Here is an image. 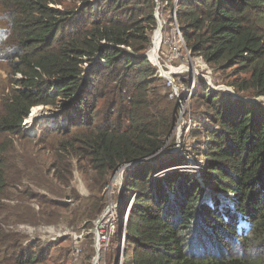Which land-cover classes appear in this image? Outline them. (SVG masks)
Listing matches in <instances>:
<instances>
[{
    "label": "trees",
    "instance_id": "obj_1",
    "mask_svg": "<svg viewBox=\"0 0 264 264\" xmlns=\"http://www.w3.org/2000/svg\"><path fill=\"white\" fill-rule=\"evenodd\" d=\"M93 1L0 0V59L11 84L0 103V264H55L53 246L22 243L1 224L3 200L14 191L28 206L18 212L35 222L84 224L91 232L107 208L95 192L102 194L122 166L130 171L121 224L136 194L123 264H264V102L234 99L198 79L188 117L194 124L200 118L192 154L205 161V187L191 172L166 173L187 159L167 152L169 162L160 163L180 104L145 57L154 51L156 0ZM159 1L167 5L164 16L173 11L176 0ZM177 6L191 57L238 96L264 98V0ZM40 107L61 109L60 119L29 138L24 122ZM49 141L45 154L39 146ZM32 146L38 154L26 152ZM15 172L28 183L20 190ZM77 172L88 199L70 189ZM37 180L47 182L48 194L32 186ZM227 196L232 205L223 202ZM88 238L94 245V235Z\"/></svg>",
    "mask_w": 264,
    "mask_h": 264
},
{
    "label": "rangeland",
    "instance_id": "obj_2",
    "mask_svg": "<svg viewBox=\"0 0 264 264\" xmlns=\"http://www.w3.org/2000/svg\"><path fill=\"white\" fill-rule=\"evenodd\" d=\"M98 1V0H97ZM97 1H93L94 3H97ZM166 5V4H165ZM175 8V6H174ZM1 5H0V28H3V12L1 11ZM172 12L167 11L165 13V17L168 18V24L171 27L172 19H171ZM180 43H177V56L173 57L171 59V62H167L165 65L166 59H164V65L167 67V71H171L172 68H178L180 65H185L190 69H193L194 67L197 68V70H200V67L204 66L198 59H193L190 55L187 54V50L183 49V52L181 51V48L178 46ZM173 46V48L175 47ZM162 47V46H161ZM152 49V48H151ZM151 51V50H150ZM163 62V61H162ZM211 75L207 76L205 73H201V78L208 87L210 86H223L224 91L231 95L234 99H239L242 101H245L247 103H255V102H264V98H258V99H245L236 94L233 88L228 87L223 79L217 74V72L214 69H211ZM181 78L185 77L184 80L182 79V83H186V85H191V83L187 82L190 77L189 73H185L180 75ZM206 77V78H205ZM173 78L175 81L180 85V79L179 75H173ZM211 80V83H210ZM165 83L168 86V83L165 81ZM185 85V84H184ZM185 85V86H186ZM10 77L8 73V66L5 62H3L0 59V103L2 100V97L9 92L10 88ZM228 91V92H227ZM230 92V93H229ZM234 94H233V93ZM35 110H38V115L34 116L33 112ZM61 109L54 110L52 108H35L32 110L31 116L24 122V131L25 134L29 138H35L39 132L40 128L42 127H56L57 124L55 121L60 119L61 115ZM181 110L179 111L180 114ZM34 117V118H33ZM180 117V116H179ZM179 120V118H178ZM199 116H195L193 118V121L195 122L194 126L191 127L188 130L189 124L184 126L182 129H180V126H183L185 123L183 121H177L176 128L174 130L173 136L169 138V140L166 143V146L164 150L161 152L162 155L165 153H170L171 156H182L186 158V166L181 169L182 172H191L193 176L197 180H201V183L205 187V183L203 182V176L204 173L202 171L203 169V163L205 162L203 158L196 157L192 154L193 147L195 146L196 142L192 141L191 134L192 129L196 128L198 124L196 123L199 121ZM180 122V124L178 123ZM176 143L173 145V143ZM52 141H49L45 145H40L42 151H45L48 149L50 150V145H52ZM16 147H18V143L15 144ZM31 150L32 153L38 154L39 149L36 147L26 148V152H29ZM46 154V153H45ZM167 157L164 155L160 159L162 162L167 164L169 162V159H166ZM29 165H31V162H28ZM175 168L168 169L167 171L174 170ZM178 172V171H175ZM120 173H115V175L112 177V180L106 190L101 194L99 191L95 192L96 196H100L103 200H105V203L107 204L106 207L110 205V203H113L114 201L118 200L119 194H120V184H121V178L118 175ZM125 181V177H124ZM13 183L14 186L18 188V190L22 189L24 186H26L28 183L24 182L23 176L20 172H15L13 175ZM32 186L36 190L40 189V192L42 194H48V185L47 182L44 183L41 180L33 181ZM114 186V188H113ZM59 188L63 189V187L58 186ZM71 190H75L76 194H78L83 199H88L90 197V192L87 189V184L84 182L82 176L77 172L74 175V180L70 187ZM124 190V189H123ZM121 191V194L123 192ZM53 191L57 193L58 191L53 188ZM229 198H232L230 196H227L226 198H223V202L227 203L228 205H232L231 200H228ZM127 201L130 199V195L128 194L126 197ZM3 203L7 204L6 210L4 211V214L6 215L3 219L1 224L5 227L7 231L14 234L18 238H21L22 243L28 244L31 241L39 240L43 247L46 246H53L52 251V258L51 260L55 261V264H119V257H120V249H121V230H122V224L119 223L117 230V236L114 235L112 237V242L110 244L109 249H106L104 247L102 258H97L98 254L96 253V250L94 248V245H92L91 239L88 238L89 235L92 233V231L85 230V227L81 224L76 225H69L65 223H60L59 221H55L54 223H50V225L42 223H37L32 219L27 213H19L18 208L21 206L28 207L26 205L25 198L22 194H20L18 191H14V197L12 200H3ZM63 203H71L72 206L76 205V202H72V200H63ZM36 205L35 202L31 204ZM37 206V205H36ZM71 213H69L70 215ZM23 221H29L23 222ZM75 227V228H74ZM90 230V229H89ZM116 230V231H117ZM120 231V234H119ZM91 237V236H90Z\"/></svg>",
    "mask_w": 264,
    "mask_h": 264
},
{
    "label": "built area",
    "instance_id": "obj_3",
    "mask_svg": "<svg viewBox=\"0 0 264 264\" xmlns=\"http://www.w3.org/2000/svg\"><path fill=\"white\" fill-rule=\"evenodd\" d=\"M156 3H157V7L155 11V18L157 20V25L158 23H160L162 26V29L160 31V33L162 34L161 36L162 37L161 38L162 47L160 48V52L162 50V53L160 55V52H159L158 60L156 62H153V64L157 67V76L159 78L164 79V81L168 83V87L170 88V91H169L170 99L176 100L180 104L181 112L179 114L180 117H178L179 118L178 121H183L185 123L183 126H180V129H182L184 126L189 124V126L187 127L189 130L191 127L194 126V123H192L191 119L189 120L188 116H190L191 114V100L194 95L197 80L203 78L201 73H205L207 76H210L211 70H210V67L205 62L198 59L204 66L202 67V69L200 67V70H197V68L194 67L195 79L192 80L191 78H189L187 81L191 83V85L188 86L186 85V83H184L186 85L185 86L182 83V79L184 80L185 77L181 78L180 76L185 73L190 74V70L189 71L183 70V71L173 74L175 76L177 75V77L179 75L180 85H178V83L173 78L172 72L167 71V67H165V65L167 64V62H171V59L173 57L177 56V49H176L177 46H175L177 45V43H180L178 46L181 48V51H183L182 48H184L187 50L186 52L187 54L188 53L191 54V53L188 50L184 37L181 33V30H180V27L177 21V15L175 17V14L172 11L171 19H172L173 25H171L170 27L163 13L167 5L162 4L159 0H156ZM158 26H157L156 31L159 30ZM173 46L175 47L173 48ZM164 59H166L165 65H164ZM184 67L186 66L180 65L178 69H181ZM171 68L173 69L174 67H171ZM190 77H191V74H190ZM210 83H211V80H210ZM209 88L214 92L224 91L223 90L224 87L219 86V85L217 87L213 85V86H210ZM178 123L180 124V122ZM181 168H184V167H181ZM178 170H181V169L175 168L174 170H171L169 172L165 171V172L173 173ZM129 171H130V167L126 166L122 171L119 172L121 174V184H120V194H119L118 200L114 201L113 203H110V205L105 209V211L100 216V218L94 222L95 227L91 233L94 235V246H95V238H97L98 243L102 242V249H104V247H106V249H109L110 247L111 239L116 234L118 224L121 222L120 211L125 204L124 194L123 192L121 194V191L124 189V183H125L124 177ZM199 182H202V181L199 180ZM135 199H136V194L132 197V199L129 202L125 217L122 221V226H121L122 228H125V229L127 228L129 214H130L131 207L133 206ZM125 242H126V234L124 236L121 234V245H125Z\"/></svg>",
    "mask_w": 264,
    "mask_h": 264
},
{
    "label": "bare ground",
    "instance_id": "obj_4",
    "mask_svg": "<svg viewBox=\"0 0 264 264\" xmlns=\"http://www.w3.org/2000/svg\"><path fill=\"white\" fill-rule=\"evenodd\" d=\"M162 34L160 33V30H158L157 31V35H156V37H155V45H154V51H153V53L150 55V57L153 59V60H155L156 59V57H157V55H158V57H159V52H160V48H161V41H162ZM183 70H185V71H189L190 69H188V67L186 66V67H184V68H181V69H178V68H173L172 70H171V72H172V75L173 74H175V73H178V72H180V71H183ZM168 76V75H167ZM195 92V91H194ZM34 114V116H37L38 115V110H35L34 112H33ZM34 118V117H33ZM119 176H120V178H121V174H118ZM96 251H97V254H98V257L97 258H102V253H103V249H102V242H100V243H97L96 244Z\"/></svg>",
    "mask_w": 264,
    "mask_h": 264
},
{
    "label": "water",
    "instance_id": "obj_5",
    "mask_svg": "<svg viewBox=\"0 0 264 264\" xmlns=\"http://www.w3.org/2000/svg\"><path fill=\"white\" fill-rule=\"evenodd\" d=\"M177 4H178V0H176V2H175V8H174V10H173V13L175 14V17H176V15H177ZM158 29L161 31V29H162V26H161V24L160 23H158ZM153 44H154V42H153ZM150 51L145 55V57H148L149 59H150V61L153 63V62H156L157 60H158V55H157V57H156V59L155 60H153L150 56ZM191 56V55H190ZM190 74H191V79L192 80H194L195 79V75H194V68L193 69H191V72H190ZM228 92V91H227ZM230 93V92H229ZM233 93V92H232ZM234 94V93H233ZM174 133V132H173ZM173 136V134L171 135V137ZM170 137V138H171ZM153 158V157H152ZM144 163V161H142V164ZM126 166H122L121 168H119L118 170H117V172L116 173H119L120 171H122L124 168H125ZM126 231H127V228L125 229V228H122V230H121V234L124 236L125 234H126ZM98 243V239L97 238H95V248H96V244ZM124 249H125V245H121V249H120V257H119V264H123V258H124ZM96 250V249H95ZM96 253H97V251H96ZM93 264H95V263H93Z\"/></svg>",
    "mask_w": 264,
    "mask_h": 264
}]
</instances>
